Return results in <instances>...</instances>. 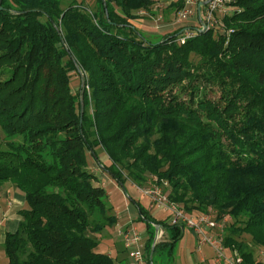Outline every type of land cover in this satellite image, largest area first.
I'll return each mask as SVG.
<instances>
[{"label": "trees", "instance_id": "16d2710c", "mask_svg": "<svg viewBox=\"0 0 264 264\" xmlns=\"http://www.w3.org/2000/svg\"><path fill=\"white\" fill-rule=\"evenodd\" d=\"M153 4L1 0L0 185L27 202L2 243L8 264H114L100 237L117 218L94 162L120 184L165 182L188 213L227 215L224 244L263 264L238 237L264 248V0H225L228 29L191 27L184 42L183 27L151 38L132 23ZM137 206L145 261L159 225L152 262L172 264L184 226Z\"/></svg>", "mask_w": 264, "mask_h": 264}, {"label": "rangeland", "instance_id": "374dc122", "mask_svg": "<svg viewBox=\"0 0 264 264\" xmlns=\"http://www.w3.org/2000/svg\"><path fill=\"white\" fill-rule=\"evenodd\" d=\"M84 1L88 5H91V7L94 5L95 2V0H84ZM174 1L175 0H154V4L151 6L150 11H140L139 12L140 17L138 19L133 20L132 23L151 38H157L158 36L169 34L174 30L185 26H189V29H192L191 27H198L199 21L196 14L191 15L188 19H185L184 21H177L178 19L177 14L180 9H176V7L175 8L170 7V3H173ZM231 9L228 5L225 4V7H222L220 10H217L215 12V16L218 19V24L217 27L215 28L214 36L219 35L218 34L219 31L223 29L222 26L225 29H228L222 23L223 22L222 17L225 15V13L232 11ZM201 31H204V29ZM179 33H181L179 37L180 40V38L183 36L182 30ZM80 81L81 78L79 74L75 71H72L71 85L73 91L75 92L78 91ZM206 91L209 98L217 99L220 96V91L216 87L209 89L207 88ZM97 153L100 162L106 164L107 157L104 154V152L98 149ZM95 168L97 169L98 167ZM98 172H99L98 175H99L100 184L103 186L105 190L108 202L112 206L114 213H120L126 210L129 204L132 205L138 204L145 211H147L148 213L151 212V214H153L157 218H161V219L165 218L167 213L163 209L151 204L149 199L139 191L137 187L138 185L132 183L129 180H125L123 184H120L113 177H111L110 174H108L105 170H103L100 167V165ZM151 179H152L151 182L154 183L155 179H153V177H151ZM162 186H163V190L168 188L165 185ZM135 225L139 231L143 230V226L145 227V223L139 218H137V222ZM119 228L125 229L126 227L122 226L120 221L117 220L115 224H113L111 227H108L106 229L105 233L100 237V249H104L105 251L109 250L112 252V255L116 257V258L113 257L114 264H130L128 262V251L124 248L122 238L118 235ZM164 236L165 235L161 234L160 232L158 234L157 241L162 239ZM238 238L240 240L245 241L248 244L249 248L253 249L254 255L257 259L260 258L261 255L259 251L261 248L254 245L250 241L249 236H247L246 234H241ZM144 244L145 242H143V246ZM142 249L144 250V248ZM201 249H202L201 252L197 251L196 235L189 228L184 227L183 235L181 239H179V241L177 242V246L173 254V256L175 257L173 264H214L213 251H211L206 245H204ZM203 254H205V256H208L207 258H209V261L208 260L207 262L201 261ZM4 256H5V252L3 245H0L1 264L3 262L2 258ZM3 264H7V263L3 262ZM144 264H147V262H145Z\"/></svg>", "mask_w": 264, "mask_h": 264}, {"label": "built area", "instance_id": "2783aa9c", "mask_svg": "<svg viewBox=\"0 0 264 264\" xmlns=\"http://www.w3.org/2000/svg\"><path fill=\"white\" fill-rule=\"evenodd\" d=\"M204 0H185L183 8L177 14V21H184L191 15L198 18V4ZM225 7V0H209L206 4L200 6V17L204 27L200 24L196 29L216 28L218 19L215 12ZM199 21V19H198ZM180 41H184L193 35V29H182ZM164 185L166 183L164 182ZM139 191L146 196L150 203L163 209L167 213L166 221L170 225H181L189 228L197 237V247L207 245L214 253V264H243L241 254L224 244V234L228 224V216L216 217V212L212 208L198 213H188L183 207L169 199L163 186L149 180L143 185L137 186ZM118 235L122 238L124 248L128 251V257L133 264H144V248L140 232L135 227L119 228ZM258 261L264 264V248H261Z\"/></svg>", "mask_w": 264, "mask_h": 264}, {"label": "crops", "instance_id": "0c3cea01", "mask_svg": "<svg viewBox=\"0 0 264 264\" xmlns=\"http://www.w3.org/2000/svg\"><path fill=\"white\" fill-rule=\"evenodd\" d=\"M188 27L189 26H185V27H183V29L188 28ZM93 167H94V170L97 173H99L98 172L99 167L97 166V164L95 162L93 163ZM95 167H98V168L96 169ZM26 207H27V202L25 200L24 194L18 188H16L14 185H12L8 182L7 183L5 182L4 184L0 185V245H2L5 234L7 232H13L17 229L18 222L20 219L19 212L21 209H24ZM149 213L152 217H154L155 219H158V220H163V219H166V217H167V214H166L165 218L161 219V218H157L156 216L151 214V212H149ZM115 215H116L117 220L120 221V223L122 224V226H125L126 228L127 227H135L138 230V228L136 227L135 224L137 222V218L139 215V208L136 204H133V205L129 204L128 207L126 208V210H124L120 213H115ZM145 227L143 226L142 231L138 230L141 234L143 242H145L147 237H148ZM160 232H161V234L165 235L164 230H162L161 228L159 230V233ZM203 246L204 245H202L201 248ZM207 247L209 248V246H207ZM201 248L198 249V247H197V251L201 252V250H202ZM101 250L103 252L108 253L110 256L115 257L112 255L111 251H109V250L105 251L104 249H101ZM207 257L208 256H205V254H203L201 261H203V262L204 261L207 262V260L209 261V258H207ZM174 258L175 257L173 256L172 264L174 263ZM2 260L4 263L8 264V260H7L6 255L2 258ZM3 262H2V264H3ZM128 262L130 264H133L132 260L129 257H128ZM213 262H214V260H213Z\"/></svg>", "mask_w": 264, "mask_h": 264}, {"label": "water", "instance_id": "95a60500", "mask_svg": "<svg viewBox=\"0 0 264 264\" xmlns=\"http://www.w3.org/2000/svg\"><path fill=\"white\" fill-rule=\"evenodd\" d=\"M104 5H105V0H102ZM209 0H204V1H200L199 4H198V19H199V22L200 24L204 27V23L202 22L201 20V17H200V6L201 5H204L208 2ZM0 6H1V0H0ZM198 29V28H197ZM198 30H203V29H198ZM76 68H77V71L79 73V76L81 78V81H80V87L81 89H83L85 87V78H84V73L81 71V69L79 68V66L76 64ZM79 101H80V122L82 120V115H83V110H84V103H83V95H82V90L80 91V96H79ZM159 230H160V226L159 225H155V230H154V237H153V241H152V244H151V249H150V252H149V255H148V259H149V262L150 264H153L152 262V255H153V251H154V246H155V243L157 242V238H158V234H159Z\"/></svg>", "mask_w": 264, "mask_h": 264}]
</instances>
